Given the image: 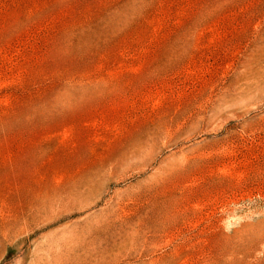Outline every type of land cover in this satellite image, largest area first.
<instances>
[{"label": "rangeland", "instance_id": "rangeland-1", "mask_svg": "<svg viewBox=\"0 0 264 264\" xmlns=\"http://www.w3.org/2000/svg\"><path fill=\"white\" fill-rule=\"evenodd\" d=\"M0 264H264V0H0Z\"/></svg>", "mask_w": 264, "mask_h": 264}]
</instances>
